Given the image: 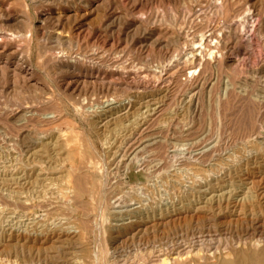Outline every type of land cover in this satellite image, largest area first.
Masks as SVG:
<instances>
[{"label": "rangeland", "instance_id": "rangeland-1", "mask_svg": "<svg viewBox=\"0 0 264 264\" xmlns=\"http://www.w3.org/2000/svg\"><path fill=\"white\" fill-rule=\"evenodd\" d=\"M259 1L264 0H99L85 8L77 1L52 4L41 0L39 4H33L30 0H0V18L3 17L0 21L9 33L6 44H21L19 54L36 70L25 83L0 72V165L4 164L2 169L0 166V186H4L0 187V196L4 198L0 197V214H3L0 216V257H10L19 264H75L80 257H85V262L91 261L90 248L94 246L92 240L96 234L90 226L94 221H100L99 204L102 203L104 210L109 211L114 201L118 204L117 210L126 208L131 202H136L132 207L138 204L139 208L144 205L143 208H154L165 201L176 203L185 197L186 193L180 187L185 184L202 187V197L205 193L208 197L211 192H224L230 197L228 202L221 201L220 206L214 204L195 213L189 208L160 218L154 216L153 221L129 224L117 230V234L110 228L104 232L105 235L100 231L95 238L96 244L107 242L109 248L108 259L104 258L101 263L106 264L113 257L117 264H145L158 253L154 252L156 250H163L170 244L189 250L192 241L207 254L231 251L230 260L241 254H258L264 247V149L260 147L264 143V75L252 72L250 67L259 62V57H264V38L249 47L248 50L252 49L254 53L248 60L251 64L246 62L247 66L236 53L230 52L218 67L200 71L186 80L185 75H181L180 79L162 82L159 70L175 54L177 46L183 47L185 34L204 22L215 23L223 30L234 14L244 12ZM213 2L223 4L225 10ZM95 4L103 7L99 5L98 9L89 12ZM75 8L78 9L77 15L74 14ZM46 12L50 13L51 19L43 26L40 18ZM200 12H203V17L198 16ZM228 55L234 61H228ZM55 56L75 61L80 67L91 64L99 69L101 75L105 73L104 76L108 77L114 73L115 79L118 77L115 72H120L121 78L126 77L129 82L123 78L121 85L113 87L99 81L81 84L71 78V74L55 71L56 66L52 62ZM152 78L158 79L155 82L163 87L156 88L158 90L135 87L140 80L155 83ZM136 92L141 94L146 106L142 108V124L134 121V117L125 124L134 121L129 151H139L131 161L129 159L133 155H125L121 162H118L119 158L113 161L111 157L110 161L107 158L111 189L106 192L105 200L99 203V196L91 193L87 179L92 181V174L101 169L96 157L104 153L106 146L92 126L91 107L99 111L103 101L109 97L123 100L126 95ZM20 109L26 114L12 119L11 113ZM45 115H54V118L51 121ZM113 127L105 134L119 140L122 130L117 132ZM37 137L42 144L50 138L52 141L59 139L60 145L64 141L66 143L60 148L59 144H52L50 151L47 146L46 153L36 155V150L40 149L35 147ZM87 140L91 141L94 150L90 149ZM40 159H49L48 164L52 168H47L48 164L43 161L40 163ZM70 164L73 165L74 178L68 176ZM52 177L55 181L51 180ZM4 178L13 181L14 185ZM68 182L72 184V191L66 189ZM175 182L177 187L173 186ZM140 186L146 188L142 190L145 195L130 197ZM7 195L11 200L6 198ZM67 195L71 196L70 199ZM82 232L85 239L80 236ZM254 241L259 242L258 248L252 246ZM78 246L84 248L79 249Z\"/></svg>", "mask_w": 264, "mask_h": 264}, {"label": "bare ground", "instance_id": "bare-ground-1", "mask_svg": "<svg viewBox=\"0 0 264 264\" xmlns=\"http://www.w3.org/2000/svg\"><path fill=\"white\" fill-rule=\"evenodd\" d=\"M31 3H35V2H38L39 4V1L41 0H30ZM45 2H48V3H52V4H58V3H64V4H67V3H72V1H77V4H82L85 8H90L91 6H93L94 2L97 3V1L99 0H43ZM106 1V0H104ZM213 1V0H212ZM215 1V0H214ZM218 1V0H217ZM253 1V0H252ZM102 3V2H100ZM38 4H36L38 6ZM41 4V3H40ZM75 4V3H74ZM205 4V3H204ZM213 5H217L220 4V6H222L223 4L219 3V2H213L212 3ZM225 4V3H224ZM1 5V3H0ZM43 5V3H42ZM81 5V6H82ZM100 4H95L94 8H91L89 10L92 11L93 9L97 8V6H99ZM202 5V4H201ZM206 5V4H205ZM74 6V5H73ZM77 6V5H76ZM101 6V5H100ZM210 6V5H209ZM207 6V7H209ZM216 6V7H217ZM246 6V5H245ZM248 6V5H247ZM103 6H101L102 8ZM201 7V6H200ZM205 7V6H204ZM204 7H202L204 9ZM227 7V6H226ZM229 7V5H228ZM2 8V6L0 7ZM107 8V7H106ZM210 8V7H209ZM208 8V9H209ZM223 8V6H222ZM242 8V7H241ZM52 9V8H51ZM50 9V10H51ZM58 9V8H57ZM69 9V8H68ZM98 9V8H97ZM199 9V8H198ZM221 9V8H220ZM224 9V8H223ZM243 9V8H242ZM241 9V10H242ZM48 10V9H47ZM67 10V9H66ZM78 9H74V14L77 15L76 11ZM225 10V9H224ZM101 11V10H100ZM202 11V10H201ZM2 12V11H1ZM85 12V11H84ZM87 12V11H86ZM97 12V10H96ZM102 12V11H101ZM3 13V12H2ZM7 13V12H6ZM16 13V12H15ZM236 13V12H235ZM52 14V13H51ZM70 14V13H69ZM86 13L84 14H81V16L85 15ZM100 14V13H99ZM202 15V16H201ZM2 16V15H1ZM5 16V15H4ZM67 16V15H66ZM73 16V15H72ZM198 16L200 17H203V12H200L198 14ZM228 16V15H227ZM231 16V15H230ZM10 17V16H8ZM39 17V16H38ZM3 18V17H2ZM0 18V19H2ZM58 18V17H57ZM76 18V17H75ZM81 18V17H80ZM197 18V17H196ZM207 18V17H206ZM6 19V17H5ZM51 19V16H50V13L49 12H46L45 15L42 17V19L40 18L41 20V25L45 24L46 22L50 21ZM65 19V18H64ZM199 19V18H197ZM211 19V18H210ZM57 21L59 19H56ZM67 20V19H66ZM202 20V19H201ZM213 20V19H212ZM2 21V20H1ZM0 21V72H2L3 74H10V78L11 79H18V80H21L23 83L27 82L30 80L31 76H33V73L34 71H36L32 66H30L29 64H26V61L24 59V57L22 55L19 54V50H20V46L19 44H15V43H11L10 42H7L9 44H6V40L9 35V33L4 30V28L2 27V24L5 25L3 22L1 23ZM4 21V20H3ZM56 21V22H57ZM62 21V19H61ZM72 21V20H71ZM217 21V20H216ZM55 22V20L53 21ZM211 22V21H210ZM213 23V21L211 22ZM217 23V22H216ZM62 24V23H61ZM190 24V23H189ZM194 24V23H193ZM40 25V24H39ZM226 25V24H225ZM44 26V25H43ZM55 26V24H54ZM58 26V25H57ZM60 26V25H59ZM34 27V26H33ZM56 27V26H55ZM196 27V26H195ZM40 29V26L38 27ZM45 28V27H44ZM57 28V27H56ZM55 28V29H56ZM63 29V28H62ZM35 30V28H34ZM59 30H60V27H59ZM58 30V32H59ZM139 30V29H138ZM15 31V30H14ZM39 31V30H38ZM8 33V34H7ZM22 33V32H21ZM20 33V34H21ZM34 33V32H33ZM36 33V32H35ZM61 33V32H60ZM13 34V33H12ZM11 34V35H12ZM15 34V33H14ZM13 34V35H14ZM32 34V33H31ZM30 34V35H31ZM40 34V33H39ZM57 34V33H56ZM181 34V33H179ZM184 34V33H183ZM29 35V36H30ZM60 35V34H58ZM17 36V34H16ZM33 36V35H32ZM41 36V35H40ZM62 36V35H61ZM19 38L21 37L20 35L18 36ZM34 37V36H33ZM63 37V36H62ZM224 37L227 38V41L224 40ZM28 38V37H27ZM32 38V37H30ZM29 38V39H30ZM168 38V37H167ZM184 38V42H183V47H176V50H175V54H172V56L168 59V61H166L162 67H161V70L160 71V76L159 78H161L160 80H162V82H166L167 80H171V79H180L179 77L181 75H185V78L184 80H186L189 76L193 75V74H196L200 71H207L209 69L212 70V68L214 69V67H218L225 59L226 55L230 52H233V53H236V55L238 57H240L242 63L244 65L247 66L246 62H248V60H250L249 58L251 57V50H248L250 46L256 44L257 42H259L261 39L264 38V1H262L260 3H253L250 5L249 8H247L244 12H240L237 13V14H234V16L230 19V21L228 22V24L226 25V28H224L223 30L218 28L215 23L214 24H209L207 22H204L203 24L197 26V28L195 30H193L192 32L190 33H187L185 34V36L183 37ZM25 39V38H24ZM29 39L27 41H29ZM12 40V38H11ZM42 40V39H41ZM13 41V40H12ZM20 41V40H19ZM56 41V40H55ZM162 41V40H161ZM22 42V39L21 41ZM163 42V41H162ZM263 42V41H262ZM261 42V43H262ZM27 43V42H26ZM30 41L27 43L29 44ZM176 43V42H175ZM162 44V43H161ZM182 44V43H181ZM155 45V44H154ZM176 45V44H175ZM258 45V44H257ZM256 45V46H257ZM157 46V45H156ZM174 47V45H172ZM59 47V46H58ZM262 47V46H261ZM22 48V47H21ZM32 48V46H31ZM30 48V49H31ZM174 49V48H172ZM28 50V49H27ZM61 50V49H60ZM30 52V51H29ZM251 52V53H250ZM55 53V52H54ZM254 53V52H253ZM37 54V53H36ZM58 55V54H57ZM77 55V54H76ZM259 55V54H258ZM229 57V60L228 61H234L232 59V57H230V55H228ZM232 56V55H231ZM254 56V55H253ZM56 57V56H55ZM71 57V56H70ZM256 57V56H255ZM259 57V56H257ZM256 57V58H257ZM52 58V57H51ZM166 58V57H165ZM27 59V58H26ZM65 59V58H64ZM73 59V58H72ZM167 59V58H166ZM254 59V58H253ZM258 59L259 62L255 65V66H251L250 69L252 72L254 73H259V74H262L264 75V57L261 58L259 57ZM48 60V59H47ZM46 60V61H47ZM76 60V59H74ZM257 60V59H256ZM255 60V61H256ZM226 61V60H225ZM253 61V60H252ZM254 61V62H255ZM49 62V61H47ZM52 62L53 64H55L56 66V70L60 72H65V73H69L71 74V78H73L74 80L77 79L78 81L82 83H94L96 81H99L101 83H106V85L108 84L111 85L112 84V87L113 85H121L120 82H122L121 79L125 78L124 81L126 82V77H122V74L119 72H115L116 75H118V77L115 79L113 76H114V73L110 74L108 77L107 76H104L106 75L104 73V75H101L99 74L100 71L99 69H95L94 66H92L91 64H88V65H85L84 67H80L79 65H77V62L75 61H72V60H63L62 58H58V56L56 58H53L52 59ZM96 62V61H95ZM161 62V61H160ZM257 62V61H256ZM28 63V62H27ZM80 62H78L79 64ZM83 63V62H82ZM111 63V62H110ZM112 63L114 64V62L112 61ZM116 63V62H115ZM122 63V62H121ZM124 63V62H123ZM122 63V64H123ZM229 63V62H228ZM250 63V61L248 62V64ZM31 64V63H30ZM49 64V63H48ZM95 64V63H94ZM251 64V63H250ZM41 65V64H40ZM51 65V64H50ZM159 65V64H158ZM36 67V65H34ZM38 66V65H37ZM54 66V67H55ZM112 66V65H111ZM122 66V65H121ZM124 66V65H123ZM122 66V67H123ZM127 66V65H126ZM161 66V64H160ZM224 66V65H223ZM237 66V65H236ZM243 66V65H241ZM40 66H38L39 68ZM43 67V66H42ZM106 67V66H105ZM109 67V65H108ZM113 67V66H112ZM249 67V66H248ZM50 68V67H49ZM101 68V67H100ZM119 68V67H117ZM124 68V67H123ZM127 68V67H126ZM149 68H151V66H149ZM220 68V67H219ZM108 69V68H107ZM121 69V68H120ZM218 69V68H217ZM51 70V69H50ZM102 70V69H101ZM113 70V69H112ZM111 70V71H112ZM116 70V69H115ZM154 71L156 69H153ZM38 71V70H37ZM108 71V70H107ZM110 71V70H109ZM122 71V70H121ZM126 71V70H125ZM149 71V70H148ZM152 71V70H150ZM248 71V70H247ZM54 72V70H53ZM102 72V71H101ZM114 72V71H113ZM124 72V71H123ZM153 72V71H152ZM37 73V72H36ZM128 73V72H126ZM157 73V72H155ZM54 74V73H53ZM52 74V76H54ZM55 74H58V73H55ZM131 74V73H130ZM133 74V73H132ZM253 74V73H252ZM5 75V76H6ZM62 75V74H61ZM65 75V74H64ZM68 75V74H67ZM125 75V74H124ZM57 76V75H56ZM127 76V75H126ZM137 77V74L134 75V77ZM163 78H162V77ZM133 77V78H134ZM140 77V76H139ZM157 77V75H156ZM128 78V77H127ZM144 78V77H142ZM158 78V77H157ZM255 78V77H254ZM10 79V80H11ZM35 79V78H34ZM132 79V78H131ZM139 79V78H138ZM156 78H152V80H154ZM16 80V81H18ZM55 80V79H54ZM121 80V81H120ZM134 81H136L135 79H133ZM150 80V79H149ZM15 81V80H14ZM35 81V80H34ZM138 81V80H137ZM156 80H154L153 82H155ZM69 82V81H68ZM67 82V83H68ZM129 82V79L128 81ZM126 82V83H127ZM158 82V79L157 81ZM151 83L150 81H142L140 80V82L135 85V87H138V88H142V89H146V88H154L155 90H158L159 87H163V86H160L159 83ZM161 82V83H162ZM169 82V81H168ZM178 82V81H176ZM16 82H14L15 84ZM18 83V82H17ZM16 83V84H17ZM22 83V84H23ZM63 83V82H62ZM77 83V82H76ZM100 83V84H101ZM132 83V82H131ZM136 83V82H135ZM133 83V84H135ZM35 84V83H34ZM258 84V83H257ZM13 85V84H12ZM131 85V84H130ZM163 85V84H162ZM30 86H31V83H30ZM81 86V85H80ZM92 86V85H91ZM126 86V84H125ZM178 86V85H177ZM110 87V86H109ZM115 87V86H114ZM127 87V86H126ZM130 87V86H128ZM167 87V86H166ZM118 88V87H117ZM120 89H122L121 87H119ZM118 88V89H119ZM158 88V89H156ZM113 89V88H112ZM129 89V88H128ZM132 89V88H131ZM137 89V88H136ZM114 90V89H113ZM138 90V89H137ZM226 90V89H225ZM224 90V91H225ZM161 91V90H160ZM225 95H226V91L224 92ZM127 94V93H126ZM106 95V94H105ZM118 95V94H117ZM127 97L123 100H118V98H114V97H109L110 99H106L103 101L102 105H101V108L99 111H95V109H93V107H91V114H89L91 116L90 120L92 119V122H93V127L95 129V131L98 133V135L100 136V139L103 141V146L105 145V151L104 153L102 154H97V164L100 163V170L98 172H92V178L90 180L92 181H88V183L90 182V185H91V193L92 194H97V196H99V199H100V202L103 201V199L105 200V195H106V192L108 190H110L111 188L109 187L110 185V170L108 169V163H107V158L110 159L113 161L114 158L117 159L119 158L118 162H121L120 160H124V156L126 155H133L129 161H131L134 157H135V154H137V151H132L130 149V141H131V135H132V130H133V126H132V123H134V121H137L139 123V121H141L140 117L142 116L143 112L142 111V108L143 107H146L144 102H143V98L141 96V94L139 92H136V93H133L132 95L128 96L126 95ZM107 98V97H106ZM85 100V98H84ZM85 104V103H83ZM90 106H93V105H90ZM188 106V104H187ZM98 107V106H97ZM90 109V108H89ZM28 110V109H27ZM87 110V109H86ZM25 110H16L14 111L13 113H11V118L12 119H16V118H19L21 116H24L26 114V112H24ZM84 112V111H83ZM89 116V117H90ZM46 119H52L54 118V115H48L46 116ZM134 117V121L132 120L131 123H127L125 124V122L128 121V119L130 120V118L133 119ZM87 118V117H86ZM26 119V118H25ZM88 120V119H86ZM144 120V119H143ZM90 124V123H89ZM92 124V123H91ZM142 124V121L141 123ZM138 124V126L140 125ZM134 125V124H133ZM111 126H114L113 129H115L116 131L117 130H122V132H119L121 133L120 135H118L119 137V140L113 138L111 139L110 137H108L106 133V130L111 128ZM135 126V125H134ZM136 128V127H135ZM112 130V129H110ZM119 130V131H120ZM135 130V129H134ZM113 131V130H112ZM111 131V132H112ZM118 132V131H117ZM113 136V134L111 135ZM115 136V134H114ZM53 137V136H51ZM38 138V137H37ZM42 138V137H41ZM47 138V137H46ZM59 140V139H58ZM57 139L55 140H51L50 138V141L46 142L45 144L43 143L42 144V140H40L39 138L35 141V147H39L40 149L39 150H36V155L38 153H40L39 155L41 154H44L46 153L47 151V146L49 147L50 145H57L59 144ZM44 141V140H43ZM55 141V142H54ZM57 141V142H56ZM88 143H89V146H90V149L91 150H94V147L91 143L90 140H87ZM45 142V141H44ZM61 142V140H60ZM65 142V141H64ZM60 145H58V147H63V143ZM66 143V142H65ZM88 146V147H89ZM66 147V146H64ZM261 148L264 149V143H262V146H260ZM34 148V147H33ZM32 148V149H33ZM55 148H57L55 146ZM31 149V150H32ZM50 147H49V151H50ZM66 149V148H65ZM3 150V149H1ZM5 150V149H4ZM35 150V149H34ZM60 150V149H59ZM80 150V149H79ZM208 150V149H206ZM26 151V150H25ZM24 151V152H25ZM56 151V150H55ZM64 151V150H62ZM66 151V150H65ZM82 151V150H80ZM85 151V150H84ZM89 151V150H88ZM204 151V150H203ZM5 152V151H4ZM33 152V151H32ZM31 152V153H32ZM67 152V151H66ZM69 152V151H68ZM87 152V151H86ZM202 152V151H201ZM200 152V153H201ZM208 152V151H207ZM250 152V151H249ZM30 153V154H31ZM56 153V152H55ZM54 153V154H55ZM4 154V153H3ZM2 154V155H3ZM53 154V152H52ZM71 154V153H70ZM73 154V153H72ZM75 154V153H74ZM73 154V155H74ZM90 154V153H89ZM184 153H182L183 155ZM8 155V154H7ZM56 155V154H55ZM55 155L53 158H55ZM67 155V153H66ZM81 155H84V154H81ZM42 156V155H41ZM45 156H48L45 155ZM52 156V155H51ZM50 156V158H51ZM78 157L80 155H77ZM86 156H89L86 154ZM192 156V155H191ZM5 157V156H4ZM40 157V156H39ZM89 157H92V156H89ZM1 158V156H0ZM6 158V157H5ZM36 158V156H35ZM34 158V159H35ZM38 158V157H37ZM44 158V156H43ZM47 158V157H46ZM52 158V159H53ZM81 158V156H80ZM93 158V157H92ZM23 159V158H22ZM62 158H60L61 160ZM85 159V158H84ZM109 159V161H110ZM128 159V158H127ZM137 159V158H136ZM196 159V158H195ZM4 160V159H2ZM38 160V159H37ZM49 160V159H48ZM48 160H43V159H40V163H42L41 161L44 162V164H48L49 161ZM56 160V159H55ZM58 160V159H57ZM59 160V162H60ZM66 160H67V157H66ZM72 161V159H69ZM82 160V159H80ZM79 160V161H80ZM126 160V158H125ZM134 160V159H133ZM1 161V159H0ZM8 161V160H7ZM12 161V160H11ZM14 161H16L14 159ZM28 161V160H27ZM54 161V160H53ZM52 161V162H53ZM62 161V160H61ZM64 161V159H63ZM62 161V162H63ZM10 162V161H9ZM36 162V161H35ZM61 162V163H62ZM65 162V161H64ZM81 162V161H80ZM84 162V161H83ZM90 162V160H89ZM2 163V162H1ZM4 163V162H3ZM68 164V161L66 162ZM70 163V162H69ZM87 163V162H86ZM91 163V162H90ZM89 163V164H90ZM114 163V162H113ZM9 164V163H7ZM11 164V162H10ZM38 164H39V161H38ZM52 164V163H51ZM58 164V163H57ZM73 164V162H72ZM70 164L69 166V174L68 176L73 177V165ZM85 164V163H84ZM4 164L0 165L1 166V169H2V166ZM34 165V164H33ZM62 165V164H61ZM69 165V164H68ZM43 166V165H42ZM46 166V165H45ZM48 167L47 168H52L51 165H47ZM54 166V165H53ZM59 166V165H57ZM111 166V165H110ZM118 166V163L117 165ZM9 167V166H8ZM15 167V166H14ZM35 167V166H34ZM33 167V168H34ZM62 167V166H61ZM85 167V165H84ZM150 167V166H149ZM5 168V167H4ZM27 168H29L27 166ZM39 168V167H37ZM46 168V167H45ZM46 168V169H47ZM60 168V167H59ZM76 167H74L75 169ZM81 168V167H80ZM86 168V167H85ZM92 168V167H91ZM161 168V167H160ZM178 168V167H177ZM6 169V168H5ZM35 169V168H34ZM88 169V168H87ZM7 170V169H6ZM13 170H15L13 168ZM18 170V169H17ZM16 170V171H17ZM83 170V171H82ZM81 171L82 172H86V170L82 169ZM2 171V170H1ZM0 171V172H1ZM19 171V170H18ZM34 171V170H33ZM36 171V169H35ZM39 171V170H37ZM43 171V170H42ZM48 171V170H47ZM95 171V170H94ZM139 171V170H138ZM8 172V171H7ZM15 172V171H14ZM50 172V171H49ZM48 172V173H49ZM54 172V171H53ZM80 172V170H79ZM78 172V173H79ZM89 172V171H88ZM2 173V172H1ZM13 173V172H12ZM21 173V172H20ZM46 173V172H45ZM76 174V175H79V174ZM81 173V172H80ZM193 173V172H192ZM6 174V173H4ZM44 174V173H43ZM82 174V173H81ZM9 175V174H8ZM23 176H25L24 174H22ZM63 175V174H62ZM11 176H14V175H11ZM42 176V175H41ZM48 176V174H47ZM46 176V177H47ZM83 176V175H81ZM88 176V175H87ZM123 176V175H122ZM4 177V176H3ZM26 177V176H25ZM39 177V176H38ZM44 176V178H46ZM79 177V176H78ZM89 177V176H88ZM17 178V177H16ZM22 178V177H21ZM24 178V177H23ZM40 178V177H39ZM50 178V177H48ZM54 177H52L51 180H53ZM56 178V177H55ZM63 178V177H62ZM67 178V177H66ZM74 178V177H73ZM172 178V177H171ZM170 178V179H171ZM176 178V177H175ZM4 179H8V178H4ZM12 179V178H11ZM36 180V177L34 178ZM33 179V181H35ZM83 179V178H82ZM10 179H8L9 181ZM39 180V179H38ZM45 180V179H44ZM67 180V179H66ZM74 180V179H73ZM85 180V176H84V179L83 181ZM203 180V179H202ZM221 180V179H220ZM6 181V180H4ZM18 181H21L20 179H18ZM32 181V182H33ZM37 181V180H36ZM43 181V180H42ZM47 181V179H46ZM50 182V180H48ZM55 181V180H53ZM52 181V182H53ZM176 181V180H175ZM9 182H13V181H9ZM30 182V181H29ZM28 182V183H29ZM51 182V185H53ZM73 182V181H72ZM77 182V181H76ZM81 182V181H80ZM85 182V181H84ZM220 182V181H219ZM4 183V182H3ZM2 183V184H3ZM22 183V182H21ZM34 183V182H33ZM47 183V182H46ZM74 183V182H73ZM7 184V182L5 183V185ZM14 185V182L12 183ZM12 184L10 183V185L12 186ZM39 184V183H38ZM37 184V185H38ZM171 184H174V183H171ZM50 185V186H51ZM72 185V184H71ZM71 185L69 184V182L67 183V188L66 189H71ZM89 185V186H90ZM203 185V184H202ZM210 185V184H208ZM17 186V185H16ZM20 186V184H19ZM48 186V185H47ZM146 186V185H145ZM170 186V185H169ZM173 186H176V182H175V185ZM213 186V185H212ZM259 186V185H258ZM0 187H4V186H0ZM7 187V186H6ZM46 187V185L44 186ZM177 187V186H176ZM181 188H183V192L186 193L184 196V199H181V200H178L176 203H173V202H167L165 201L164 203H162V205H157L156 207L154 208H143L144 206H142V204H140L142 206V208H139L140 206L137 204L136 206L132 207L133 205L136 204V202H131L130 204H126L127 207L122 209L121 207V210H117L118 208V204H115V201L112 202L110 204V207L108 208L109 211H106L104 210V208L101 206V204H99L97 206V211H99V217H100V221H94L92 223V225L90 227H92V232H94L96 234V236L99 235L100 231L103 233V235H105V231L107 230V228H110L111 231H113V233H116L117 230H120V229H123L125 227H127L129 224H133V223H145L147 222L148 220L149 221H153L152 219L154 218V216L156 217H163L165 215H169L170 213L174 214L175 211H187L189 208L192 209V211L195 213L198 209H208L210 207H213L214 204H220L221 201L223 200H226L228 202L229 200V197L230 195H227L226 193L224 192H219L218 194H216V192L214 194H212L213 192L210 193V195H206L203 194L204 196L202 197V193L203 192V188L202 187H195V186H192L191 184L189 185H181L180 186ZM208 187V186H206ZM205 187V188H206ZM17 188V187H15ZM43 188V187H42ZM110 188V189H109ZM209 188H212V187H209ZM3 189V188H2ZM5 189V188H4ZM90 189V188H89ZM146 188L144 186H140V187H136V192H130L131 196L130 197H139V195H145L143 194V191L142 190H145ZM170 189V188H169ZM214 189V187H213ZM213 189L211 191H213ZM217 189V188H216ZM8 190V189H7ZM207 190V189H206ZM2 192V190H0ZM6 191V190H5ZM13 191V190H12ZM11 191V192H12ZM15 192L17 191L16 189L14 190ZM13 191V193H14ZM70 191V190H69ZM72 191V189H71ZM71 191L68 193L70 194ZM168 190H166V193H167ZM10 192V193H11ZM183 192L181 195H183ZM207 192V191H206ZM9 193V194H10ZM12 193V194H13ZM18 193V192H17ZM67 193V191H66ZM189 193L191 194V197L188 196ZM5 194V193H4ZM8 194V193H7ZM11 194V195H12ZM91 194V196H92ZM129 194V193H128ZM196 194V196H195ZM209 194V193H208ZM212 194V195H211ZM226 194V195H225ZM3 195V194H1ZM44 195V194H43ZM6 196V195H4ZM8 196V195H7ZM69 196V199H70V195H67ZM108 196V195H107ZM106 196V197H107ZM147 196V194H146ZM2 197V196H0ZM13 197V195L11 196ZM11 197H6V198H11ZM260 197V196H259ZM3 198V197H2ZM1 198V199H2ZM16 198V197H15ZM68 198V197H67ZM66 198V199H67ZM98 198V197H97ZM4 199V198H3ZM19 199V198H18ZM23 199V198H22ZM68 199V200H69ZM93 199V198H92ZM133 199V198H131ZM129 200V201H132V200ZM11 200V199H10ZM33 200V199H32ZM2 201V200H0ZM7 201V200H6ZM99 201V200H98ZM107 201V200H106ZM4 202V201H3ZM138 203V201H137ZM243 203V202H242ZM1 204V203H0ZM48 204V203H47ZM104 204V203H103ZM226 204V203H225ZM4 205V204H3ZM2 205V206H3ZM97 205V204H96ZM217 205V206H218ZM227 205V204H226ZM121 206V204H120ZM138 206V207H137ZM220 206V205H219ZM228 206V205H227ZM242 206V205H241ZM216 207V206H215ZM1 208V206H0ZM218 208V207H217ZM220 208V207H219ZM225 208V207H224ZM236 208V207H235ZM241 208V207H240ZM3 209L5 210V207H3ZM2 209V210H3ZM205 209V210H206ZM239 209V208H238ZM227 210V209H226ZM221 211V210H220ZM1 212V211H0ZM13 212V211H12ZM6 213V212H5ZM53 213V212H52ZM151 213V214H150ZM49 214V212L47 213ZM154 214V215H153ZM172 214V215H173ZM3 215V214H2ZM0 214V216H2ZM60 215V214H59ZM87 215V214H86ZM68 216V215H67ZM198 216V215H197ZM39 217V216H38ZM48 217V216H46ZM98 217V218H99ZM7 218V217H6ZM167 218V217H166ZM156 219V218H155ZM160 220V219H159ZM158 220V221H159ZM162 220V219H161ZM113 221V222H111ZM57 223V222H56ZM109 226H108V224ZM30 224V223H29ZM53 224V223H52ZM153 224V223H152ZM48 225V223H47ZM60 225V223L58 224ZM89 226V224H87ZM87 226V227H88ZM11 227V226H10ZM86 227V226H85ZM59 228V227H58ZM66 228V227H65ZM64 228V229H65ZM68 228V227H67ZM13 228H11L12 230ZM89 229V228H88ZM1 230V229H0ZM3 230V229H2ZM15 230V229H14ZM42 230V229H41ZM45 231V229H43ZM60 230V229H59ZM62 230V229H61ZM5 231V230H4ZM49 231V230H48ZM52 231V230H51ZM54 231V230H53ZM78 231V230H77ZM75 231L74 233H77L78 235V232ZM84 231V229H83ZM110 231V232H111ZM19 232V231H18ZM66 232V231H65ZM73 232V231H72ZM4 233V232H3ZM13 233V232H12ZM44 233V232H43ZM54 233V232H53ZM64 233V232H63ZM86 233V232H85ZM45 234V233H44ZM50 234V233H49ZM83 235H80L82 236L83 239H85L84 237V233L82 232ZM88 234V233H87ZM86 234V235H87ZM112 234V233H111ZM117 234V233H116ZM3 235V234H2ZM10 235V234H9ZM39 235V234H38ZM46 235V234H45ZM60 235V234H59ZM75 235V234H74ZM102 235V236H103ZM107 235V234H106ZM54 236V235H53ZM58 236V235H57ZM65 236V235H64ZM89 236V234H88ZM91 236H95V235H91ZM95 236V238H96ZM31 237V236H30ZM35 237H36V234H35ZM42 237V236H41ZM47 237V236H46ZM51 237V236H50ZM87 237V236H86ZM107 237V236H106ZM54 238V237H53ZM78 238V236H77ZM75 237V239H77ZM95 238H93V243H94V246H92V248H90V258H91V261H87L85 262L83 258L85 257H80L77 261H75V264H102L103 262V259L104 258H107L108 259V255H109V248H108V245H107V242H105L104 244H96L95 242ZM103 237L100 238V241ZM111 238V236H110ZM11 239V238H10ZM45 239V237H44ZM49 239V237H48ZM58 239V238H57ZM80 239V238H79ZM90 239H92V237H90ZM2 240V239H1ZM0 240V241H1ZM56 240V238H55ZM62 240H65V239H62ZM61 240V241H62ZM69 240V239H68ZM99 240V239H98ZM107 240V239H106ZM46 241H48L46 239ZM77 241V240H76ZM91 241V240H90ZM108 241V240H107ZM2 242V241H1ZM78 242V241H77ZM102 242V241H101ZM195 242V241H194ZM193 241L191 242L192 244L190 245V248L188 250L184 248L181 249L180 247H174V245L172 246L171 244L170 245H167V247L164 249L163 247V250L162 249H159V250H156L154 252H158L154 255H152V258L148 261V262H145V264H264V247L262 249L259 250L258 254H253V255H250V254H241V256H239L238 258L234 259V260H230L228 259V256L230 254H232L231 251H223L222 253H215V252H212L210 254H207V253H204L203 251V248L198 244L196 245ZM53 243V241H52ZM56 243V242H55ZM76 243V242H75ZM259 242H255L252 243V246L254 248H258L260 245L258 244ZM15 244V243H14ZM1 245V243H0ZM87 245V244H86ZM92 245V244H91ZM90 245V246H91ZM3 246V244H2ZM85 246V245H84ZM189 246V245H188ZM79 249H83L82 247L78 246ZM160 247V246H159ZM75 248V247H74ZM261 248V247H260ZM3 249V247H2ZM6 250V249H5ZM9 251V250H8ZM81 251H84V250H81ZM146 251V250H145ZM2 252V250H1ZM5 252V251H4ZM80 252V251H79ZM78 252V254H79ZM240 253V252H239ZM238 253V254H239ZM151 254V253H150ZM153 254V253H152ZM80 255V254H79ZM149 256V255H148ZM14 257V256H13ZM110 257V256H109ZM112 257V256H111ZM70 258V257H69ZM89 258V257H88ZM87 259V258H86ZM113 259V260H112ZM109 261V260H108ZM117 260H114V258L112 257L111 258V261H109L108 263L106 264H117L116 262ZM19 262V261H18ZM18 262H16V260H12L10 259V257H0V264H19ZM25 262V261H24ZM102 262V263H101ZM106 262V260L104 261ZM143 263V262H142ZM21 264V263H20Z\"/></svg>", "mask_w": 264, "mask_h": 264}]
</instances>
